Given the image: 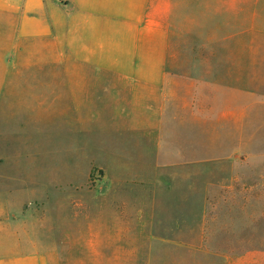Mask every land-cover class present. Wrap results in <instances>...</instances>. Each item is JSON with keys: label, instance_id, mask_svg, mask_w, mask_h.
I'll return each instance as SVG.
<instances>
[{"label": "crops", "instance_id": "crops-1", "mask_svg": "<svg viewBox=\"0 0 264 264\" xmlns=\"http://www.w3.org/2000/svg\"><path fill=\"white\" fill-rule=\"evenodd\" d=\"M62 73L99 81L89 106L129 109L119 117L125 126L112 125L110 133L95 131V122L88 127L110 159L108 171L121 170L128 154L151 156L142 159L151 170L159 163L175 169L180 160L184 170L264 161V0H0L1 98ZM210 82L226 83L219 98L203 96ZM112 117L96 121L104 126ZM1 160L0 170L14 171L5 155ZM0 185V264H57L47 251L62 250L60 215L48 245L47 221L22 211L12 175L0 174Z\"/></svg>", "mask_w": 264, "mask_h": 264}, {"label": "rangeland", "instance_id": "rangeland-1", "mask_svg": "<svg viewBox=\"0 0 264 264\" xmlns=\"http://www.w3.org/2000/svg\"><path fill=\"white\" fill-rule=\"evenodd\" d=\"M63 63L87 65L76 59ZM97 82L62 73L41 77L39 89L16 90L9 99L0 96V132H10L0 138V154L14 166V171L3 169L0 174L12 175L22 211L47 221L48 245L55 241V214L60 215L62 250L47 251L56 254L52 260L57 264H264V161L252 157L234 164L193 163L184 170L180 160L175 169L159 163L151 170L155 165L142 161L151 156L128 154L121 157V170L108 171L110 159L91 136L98 127L107 134L112 125L125 126L119 117L129 109L106 108L98 101L97 107L89 106L88 94ZM225 85L210 82L206 88L204 84L202 94L219 98ZM40 95L48 97L45 105L36 97ZM111 117L112 124L96 121ZM94 122L95 131H89ZM199 126L192 122V131ZM0 162L1 167L4 161Z\"/></svg>", "mask_w": 264, "mask_h": 264}]
</instances>
